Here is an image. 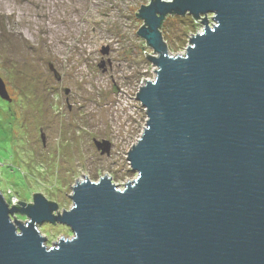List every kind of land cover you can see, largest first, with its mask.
<instances>
[{"label":"water","instance_id":"95a60500","mask_svg":"<svg viewBox=\"0 0 264 264\" xmlns=\"http://www.w3.org/2000/svg\"><path fill=\"white\" fill-rule=\"evenodd\" d=\"M139 9L138 33L158 69L137 92L149 117L128 151L138 176L121 189L107 173L83 174L72 208L58 214L41 192L12 207L0 192V264H264V0H151ZM173 12L204 14L206 25L176 56L160 30ZM0 95L10 99L1 76ZM43 222L73 235L47 246Z\"/></svg>","mask_w":264,"mask_h":264},{"label":"rangeland","instance_id":"374dc122","mask_svg":"<svg viewBox=\"0 0 264 264\" xmlns=\"http://www.w3.org/2000/svg\"><path fill=\"white\" fill-rule=\"evenodd\" d=\"M149 3L0 0V76L12 97L0 118V192L10 207L41 192L58 203V214L72 208L70 194L83 174L98 181L107 173L121 189L138 176L128 151L149 117L137 92L158 69L146 52L158 53L138 33L145 20L136 12ZM213 15L206 14L210 26ZM185 16L164 20L169 55L184 54L205 29L204 14ZM96 141L109 142L108 150ZM38 229L47 246L73 235L59 222Z\"/></svg>","mask_w":264,"mask_h":264},{"label":"trees","instance_id":"16d2710c","mask_svg":"<svg viewBox=\"0 0 264 264\" xmlns=\"http://www.w3.org/2000/svg\"><path fill=\"white\" fill-rule=\"evenodd\" d=\"M174 14H177V13H175V12H173L172 13V15H174ZM187 14V13H186ZM185 14V15H186ZM184 14L183 15H181V14H177V16L180 18V19H182V20H186V18H187V16H185ZM137 16H139V12L137 13ZM167 17V16H166ZM166 17H165V19H166ZM164 19V20H165ZM192 19V18H191ZM164 20H163V22H162V24H161V27H160V30H161V28L163 27V25H164ZM185 22V21H184ZM12 100V97H10V99H5V98H3V97H1V95H0V111H1V115H0V118H3L4 119V114H3V112H7L8 113V111L7 110H9V108L8 107H6L5 106V103L7 102V103H9L10 101ZM36 193H38V192H35V194Z\"/></svg>","mask_w":264,"mask_h":264}]
</instances>
